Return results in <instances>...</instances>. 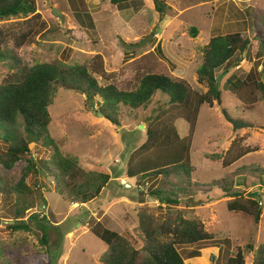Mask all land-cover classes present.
Listing matches in <instances>:
<instances>
[{"label": "rangeland", "instance_id": "374dc122", "mask_svg": "<svg viewBox=\"0 0 264 264\" xmlns=\"http://www.w3.org/2000/svg\"><path fill=\"white\" fill-rule=\"evenodd\" d=\"M36 3L44 29L23 46H18L13 37L6 43V48L19 58L20 66L29 68L53 60L87 64L91 69L98 66L109 79L94 73L102 84L116 82L121 88H134L144 73L162 72L206 92L207 86L198 82L197 70L202 63V47L212 36L240 31L264 40V0H164L163 12L156 9L154 0L121 6L110 0ZM54 9L62 16L54 15ZM25 19L13 17L0 24L20 29L25 27ZM147 37L150 39L145 46L127 49L126 45L141 43ZM250 70L264 72V58L256 60ZM15 71L12 60H0V83ZM232 74L247 75L238 67L221 73V101L202 106L191 149L196 193L181 196L184 202L178 206L151 197V182L138 185L135 178L126 176L130 154L146 140L141 125L148 123L146 118L167 101V96L157 92L148 105L137 110L121 104L117 125L98 111V105L92 106L85 95L60 89L50 107V132L57 146L86 169L106 172L113 178L100 197L80 203L60 195L50 183L52 178L30 171L27 183L34 193L25 203L18 195L6 198L0 194V264H103L100 258L108 246L91 232L92 225L102 221L136 248H142L145 237L139 226V211L144 206L151 207L160 219L181 209L186 216L202 219L214 235L213 242L178 246L187 264H227V258L239 247L244 248L250 241L256 246L264 243V202L257 223L253 216L229 211L227 204L232 197L218 184L226 179L246 197L264 196V100L252 106L243 104L225 87ZM228 118L249 126L235 130ZM176 127L181 137L189 134L190 124L185 119H177ZM238 136H245L244 144L258 150L230 167L206 157L207 153H224ZM53 152L49 147L47 154L36 152L35 157H49ZM28 170L29 159L24 158L11 170L0 165V177L16 184ZM40 180L46 184L41 190L37 186ZM26 206L31 208L18 214ZM18 216L30 229L15 228ZM41 224L50 226L46 243ZM194 250H200L201 256L190 258ZM246 262L253 263V254L246 257Z\"/></svg>", "mask_w": 264, "mask_h": 264}, {"label": "trees", "instance_id": "16d2710c", "mask_svg": "<svg viewBox=\"0 0 264 264\" xmlns=\"http://www.w3.org/2000/svg\"><path fill=\"white\" fill-rule=\"evenodd\" d=\"M110 1L121 6L140 0ZM154 2L158 11L165 10L164 0ZM19 16L26 18L23 28L14 29L0 24V60H12L16 67V71L0 83V165L11 170L17 162L28 158L29 170L16 184L0 177V194L6 198L18 195L24 203L27 201L34 193L27 183L30 171L52 178L50 183L60 195H67L73 202L80 203H89L100 197L113 178L109 173L86 169L76 157L64 155L57 146L50 132V107L60 89L85 95L92 106L98 105V111L117 125H120L121 104L137 110L148 105L157 92L168 97L153 115L146 118V140L130 154L126 163V176L135 178L138 185L146 186L151 182L148 194L168 206L181 205L184 202L181 196L186 198L196 193L192 186L196 166L191 149L202 106L214 104L218 95L221 98L219 75L238 67L247 75L232 74L225 87L247 106L264 100V72L250 70L256 60L264 58V40L256 35L248 37L240 31L219 34L212 36L202 47V63L198 67L197 78L199 83L207 86L206 92L192 88L184 79L162 72L144 73L134 88H121L116 82L102 84L94 73H100L106 81L109 79L98 66L92 71L87 64L53 60L29 68L21 67L19 58L6 48V43L11 37L15 38L18 46L34 41L44 29L43 21L37 12L36 0H0V22ZM179 118L190 124L189 134L185 137L180 136L176 127ZM245 140V136H238L224 153H207L206 157L230 167L258 150L245 145ZM49 147L54 150L49 157H35L36 152L47 154ZM37 183L39 190L46 187L42 180ZM218 184L228 197H232L227 204L229 211L243 212L253 216L257 223L260 221L263 209L258 195V199L246 197L244 192L234 189V182L226 179ZM30 208L26 206L18 210V214H24ZM16 218L15 228L30 229L22 217ZM139 226L145 237L142 248H136L127 237L102 221L94 223L91 232L108 246L100 258L101 262L187 264L178 246L214 240L202 219L186 216L181 209L160 219L151 207H141ZM40 227L46 243L50 226L41 224ZM250 254H253L252 264H264V243L256 246L250 241L244 248L239 247L235 255L227 258V264H247L246 257ZM200 256V250L190 254V258Z\"/></svg>", "mask_w": 264, "mask_h": 264}, {"label": "water", "instance_id": "95a60500", "mask_svg": "<svg viewBox=\"0 0 264 264\" xmlns=\"http://www.w3.org/2000/svg\"><path fill=\"white\" fill-rule=\"evenodd\" d=\"M53 14L56 15V16H62V13L58 12L56 9L53 10ZM150 37H147L144 41H142L141 43H138V44H134V45H126L127 49H138V48H141L143 46H145L147 44V42L149 41ZM263 79H264V74H263ZM218 101L220 102V96L218 95ZM101 113V112H100ZM102 114V113H101ZM229 119V118H228ZM229 121L233 124V128L236 130V129H239V128H242L244 126H249V124L247 123H243V122H240L238 121L237 119H229ZM141 128L142 129H145L147 128V124H142L141 125ZM240 195V194H238Z\"/></svg>", "mask_w": 264, "mask_h": 264}, {"label": "built area", "instance_id": "2783aa9c", "mask_svg": "<svg viewBox=\"0 0 264 264\" xmlns=\"http://www.w3.org/2000/svg\"><path fill=\"white\" fill-rule=\"evenodd\" d=\"M259 204L261 205V204H263V202H264V196L263 197H261V199H260V197H259Z\"/></svg>", "mask_w": 264, "mask_h": 264}]
</instances>
